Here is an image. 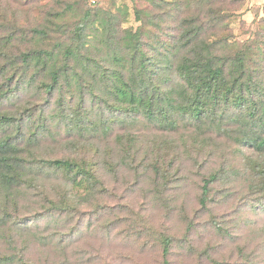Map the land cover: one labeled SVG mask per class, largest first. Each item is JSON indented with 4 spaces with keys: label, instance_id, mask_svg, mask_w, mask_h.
Listing matches in <instances>:
<instances>
[{
    "label": "trees",
    "instance_id": "1",
    "mask_svg": "<svg viewBox=\"0 0 264 264\" xmlns=\"http://www.w3.org/2000/svg\"><path fill=\"white\" fill-rule=\"evenodd\" d=\"M4 2L0 4L3 238L15 244L27 230L34 229L32 235H37L41 224L28 226L24 217H14L19 200L31 189H41L37 201L43 208L35 214L45 219V226L78 216L65 234H55L64 244L87 210L95 209L100 194L117 193L114 173L129 170L130 183L143 184L151 198L168 204L165 195L171 179L188 183L191 175H198L200 182L191 181L187 193H196L195 210L205 221L200 223L210 241L199 245L191 235L195 222L190 221L183 244L167 232L153 243H142L143 249L155 250L147 259L153 264H264L257 253L264 236L247 238L248 221L242 222L239 214L219 221L218 215H211L209 202L216 186L230 194L243 177L250 178L246 190L264 193V47L256 40L231 38L230 14L223 13L246 3L159 0L154 2L155 11H135L140 25L133 29L116 22L101 0L69 4L58 0L62 11L34 25L32 17L23 18L19 7ZM69 10L76 11L74 26L65 24ZM186 10L193 15L180 16L177 26L165 32L164 27ZM92 97L101 103L87 106ZM127 116L134 117L132 129L122 132ZM181 124L188 127L191 141L176 144L171 138L175 134H170L174 151L166 156L155 157L154 149H142L137 142V125L136 131L142 125L168 131ZM64 248L56 249L59 253ZM16 251L13 246L9 253L0 252V264H31ZM116 254L109 252L111 257ZM109 255L105 253L104 264H113ZM76 262L72 253L57 264Z\"/></svg>",
    "mask_w": 264,
    "mask_h": 264
},
{
    "label": "rangeland",
    "instance_id": "2",
    "mask_svg": "<svg viewBox=\"0 0 264 264\" xmlns=\"http://www.w3.org/2000/svg\"><path fill=\"white\" fill-rule=\"evenodd\" d=\"M0 4L5 5L4 0ZM58 0H9L13 4L14 9L20 8L23 18L32 17V25L35 21L42 20L44 17L48 18L53 12L62 9L56 4ZM73 0H63L65 3H72ZM159 0H101L105 11L111 12L115 16V20L121 23L123 28H137L140 22L136 20L135 11L137 9L145 12L155 11V3ZM172 2L173 0H166ZM246 5L239 6L234 4V8L230 12H223L230 14L227 19L229 31L232 33L231 38L235 36L237 41L251 40L258 42L264 47V31L261 30V25H264V0H243ZM1 6V5H0ZM62 8H65L62 6ZM59 9V10H58ZM258 9V10H256ZM2 10V9H1ZM76 11L69 10L65 14V24L74 26L76 23ZM232 14V15H231ZM193 13L187 10L178 14L174 22L166 25L164 31H172L180 16L182 18L192 16ZM30 16V17H27ZM261 18V19H260ZM152 30H159L151 26ZM52 41V40H50ZM44 43V42H43ZM101 103L96 101L93 97L86 100V105ZM128 123L124 125L122 132L126 129H132L131 122H134V117H129ZM138 126V125H137ZM136 126V127H137ZM138 144L148 149H154L155 157H159L162 153L164 156L174 151L172 139L175 143L180 142L186 145L190 142L188 127L181 124L175 130H163L154 126L142 125L136 131ZM175 134L174 137L169 138V135ZM116 139V137L114 138ZM148 156V155H146ZM163 156V157H164ZM197 174L195 169H190ZM132 173L123 169L113 174L112 182H114L115 191L117 193H102L97 200L98 204L94 202L93 211L87 210L86 217L83 222L79 220L76 223V232L72 235L64 237V244L56 239L57 233H66L67 229H71L73 223L78 216L64 218L61 222L54 225L51 223L45 226V219L36 217L35 212L43 208L39 199L40 190H29L19 200V205L15 209L16 219H27L25 224L34 226L40 225L37 235H32L34 229L27 230L20 237L16 238L15 244L10 242L8 237L3 238L0 233V252L9 253L16 246V253L21 256L23 254L26 260H30L31 264H57L63 260L66 254L77 255L79 262L72 264H104L103 257L111 253H117L115 257L109 255L108 260H113V264H153L147 257L155 255V250L143 249L142 243L155 242L160 237L161 232L169 233L174 239L185 243L183 235L187 234V224L190 221L195 222V229L191 235L197 240L200 245L204 240V245L210 241V238L203 231L196 211L198 203L195 199V192H188L189 183H199L201 177L198 175H191L190 182L178 183L171 179L166 199L170 202L156 200L151 198L149 190L142 185H135L131 182ZM250 178L243 177L240 182L235 183L230 194H224L221 187L216 186L215 190L210 193V205L212 208L213 217L218 215L219 221H229L232 217L240 215L243 221L248 224L246 237L250 240L257 238L259 234L264 236V193L256 194L252 190H246ZM49 182V179H47ZM50 182H54L50 179ZM180 186V187H179ZM164 196V197H165ZM163 198V197H162ZM260 199V201H258ZM196 205V206H195ZM16 206V205H14ZM12 211L14 207L11 208ZM100 210L98 213H92L95 210ZM192 209V211H190ZM39 212V211H38ZM91 214V215H90ZM38 218V219H37ZM208 219V218H206ZM43 220V221H42ZM66 221V222H65ZM65 222L61 226L60 223ZM44 223V225H43ZM45 226V227H44ZM261 232V233H258ZM60 246L65 247L62 252L58 253L56 248ZM126 246V247H125ZM56 247V248H55ZM95 251V252H93ZM119 253V254H118ZM120 253H125L120 255ZM216 256H218L215 251ZM257 253L264 257V241L258 244ZM222 254L226 253L223 251ZM55 256V257H54ZM93 256L92 260L90 259ZM227 256V255H226ZM233 258H236L232 254ZM233 262V259H229Z\"/></svg>",
    "mask_w": 264,
    "mask_h": 264
}]
</instances>
